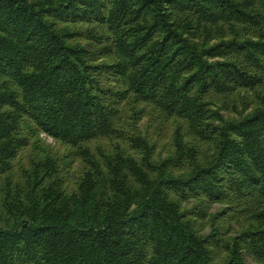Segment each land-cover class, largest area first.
<instances>
[{"label": "trees", "instance_id": "1", "mask_svg": "<svg viewBox=\"0 0 264 264\" xmlns=\"http://www.w3.org/2000/svg\"><path fill=\"white\" fill-rule=\"evenodd\" d=\"M250 262L264 0H0V264Z\"/></svg>", "mask_w": 264, "mask_h": 264}, {"label": "rangeland", "instance_id": "2", "mask_svg": "<svg viewBox=\"0 0 264 264\" xmlns=\"http://www.w3.org/2000/svg\"><path fill=\"white\" fill-rule=\"evenodd\" d=\"M141 124H142V122H139L137 125H138L139 127H141ZM152 131H153V128H151V129L149 130V134H156V133H154V132H152ZM162 135H163V137L160 138V139H158L159 147H158V149H157V151H156V154H158V152L161 153V154H165V153L167 152V149L170 147V146H169V147L165 148V146H166L168 143H169V144L172 143V139L170 138L169 133H163ZM42 138L44 139V141H45L46 144L52 146V148L55 149L56 151H63L62 148H60V147H59V146H58V145H57V144H56L51 138L46 137V136H44V135H42ZM167 141H168V142H167ZM202 148H204V145L202 146ZM163 156H164V155H163ZM73 169H74V170L77 169V164H76V163L73 164ZM249 264H255V263L250 262Z\"/></svg>", "mask_w": 264, "mask_h": 264}]
</instances>
